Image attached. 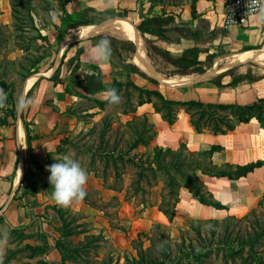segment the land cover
I'll return each instance as SVG.
<instances>
[{
	"label": "rangeland",
	"instance_id": "374dc122",
	"mask_svg": "<svg viewBox=\"0 0 264 264\" xmlns=\"http://www.w3.org/2000/svg\"><path fill=\"white\" fill-rule=\"evenodd\" d=\"M143 5L139 6V12L146 11L147 2L144 1ZM111 9L115 13L119 8ZM139 12H131L126 17L121 11L117 14L135 27L145 55L148 57L149 53L151 56L149 60L164 72H175V67L150 50L149 34L144 35L136 26ZM62 15L60 0H0V125L13 124L16 117L20 118L25 103L24 99L20 108L22 97L24 94L30 96L36 78L27 88L26 82L37 74L55 73L60 58L65 55L67 44L64 43L75 39L74 34L66 40L67 35L76 31V27H70L64 31L61 40H57ZM103 15L97 10L84 13L91 24L98 22ZM86 37L99 40L114 58L112 65L117 84L111 103L99 107L94 101L82 98L67 108L64 113L72 119V129L60 140L47 163L37 167L38 172L27 171L21 189V193H37L39 190L52 193L53 204L49 207L60 225L56 236L61 264H250L247 249L239 251L241 244L249 242L254 243L256 251L264 257V196L253 213L241 217L194 219L181 225L161 224L151 219L141 229L132 225L147 208L162 212L171 221L174 213L171 218L165 213L171 214L182 186L170 190L163 172L157 170L153 174L147 170L146 176L140 167L126 160L133 156L141 163L154 153V149L139 147L146 145L152 134L147 118L138 116L130 123L121 114L123 109L139 101V92L125 84L128 78L121 63L133 64L138 70V65L133 62V59L137 60V45L110 32H96ZM214 57L211 54L210 58L199 61L198 69H208V63ZM263 59L261 57L256 62V69L249 71H264ZM243 64H249V61ZM88 67L84 69L87 71ZM228 68L231 67H223L224 70ZM234 71H244L250 76L246 67L228 70L231 74ZM72 84V81L67 83L66 89L79 93L80 90L73 88ZM151 87L149 84L147 89H153ZM160 91L166 97L172 92L162 86ZM144 98L146 95L142 94L140 99ZM151 100L157 101L155 97ZM129 126H133L136 132L143 130L140 143L131 149L130 143L135 136L131 138ZM111 150L112 156L107 155ZM182 152L185 161L192 158ZM116 156L113 162L112 157ZM176 156L166 154L164 160L168 162ZM168 169L176 182L182 184L181 172L173 167ZM66 196H71L70 200L76 198L79 209L72 210L61 204V197ZM38 233H26L20 229L8 235L6 240L10 246H0V264H40L38 255H33L37 253L34 246L29 244L31 241L42 242L43 237ZM125 243L128 244L124 248L118 246Z\"/></svg>",
	"mask_w": 264,
	"mask_h": 264
},
{
	"label": "crops",
	"instance_id": "0c3cea01",
	"mask_svg": "<svg viewBox=\"0 0 264 264\" xmlns=\"http://www.w3.org/2000/svg\"><path fill=\"white\" fill-rule=\"evenodd\" d=\"M114 7L119 8L115 9V13L127 10V14H122L124 17L131 12L134 14L141 11L135 0H70L63 6V15L85 8L103 11ZM168 11L173 13L176 20L180 18L192 27L203 23L205 32L197 40L180 38L171 42L148 35L152 45L175 57L193 46L205 50L199 53V61L210 58L211 54L215 57L208 63V69L204 68L202 73L171 74L157 68L154 61L149 60L150 56L145 55L139 40L133 41L137 45L135 56L137 60L133 62L138 65L140 73L126 68L127 65L133 64L121 61L128 81L143 89H147L150 84L153 89L148 90L159 92L161 86L169 88L172 92L168 97L161 93L165 98L176 101L246 104L264 97V71L258 73L249 71L256 69L255 65L259 59L264 58V7L249 19L246 26L230 29H223L221 25L224 0H196L194 18L191 16L189 4L171 7ZM140 16L141 12L139 21ZM112 24L130 28L137 33L135 27L120 15L112 20ZM80 26L85 25L73 27ZM74 34L75 38L83 39H73L66 46L65 55H62L57 67L60 82L55 83L51 80L54 73L34 79L30 96L24 97L25 103L20 118L16 117L13 124L0 125V188L3 193L0 201V246H10L6 239L13 229L23 228L24 232L31 234L39 232L38 234L43 237L42 242L31 241L29 244L43 250L38 254V258L45 264H61L56 236L60 225L52 208L49 207V204H53L51 202L53 196L52 193L43 190L37 193H21L25 184L23 178L28 170L38 172L37 167L47 163L60 140L72 129L70 124L72 119L64 113L66 109L82 98L94 97L105 100L109 98L111 92L113 97V85L117 84L113 73V56L99 40L83 37L91 35L92 31L79 36L78 30L73 36ZM215 52L222 55L217 56ZM244 61H249V64H243ZM87 66L89 67L86 71L84 68ZM227 66L231 68L224 70L223 67ZM243 67L247 68L249 77L244 71H234L232 74L228 72L230 69ZM72 70H77V74ZM81 71L82 73H79ZM234 76H238L237 79L241 81L234 82L236 79ZM158 78L185 81L170 84ZM213 79H218L223 86H217ZM71 81L74 82L72 87L79 89V93L65 91L67 83ZM132 106L134 111L121 114L128 121L138 116L147 118L152 127V136L146 145H139L146 150L156 147L177 149L183 144L188 152L202 153L213 146H219V149L211 153V162L214 165L237 166L262 161L260 166L237 178L197 172L203 190L211 194L222 208L200 203L188 187L182 186L171 221L162 212L147 208L141 211V217L132 222L134 227L144 228L151 219L161 224L181 225L187 220L194 219L241 217L257 207L264 196V127L256 119L240 122L226 133L197 132L182 107L177 109L175 120L170 124L156 112L153 101L142 104L136 102ZM70 198L71 196L61 197V204L72 210L79 209L80 203L75 201L76 198L72 197L75 200ZM126 244L128 243L118 246L124 248Z\"/></svg>",
	"mask_w": 264,
	"mask_h": 264
},
{
	"label": "trees",
	"instance_id": "16d2710c",
	"mask_svg": "<svg viewBox=\"0 0 264 264\" xmlns=\"http://www.w3.org/2000/svg\"><path fill=\"white\" fill-rule=\"evenodd\" d=\"M70 0H60L62 6L66 5ZM137 6H144V1L147 2L148 7L145 12H141L140 21L137 25V28L144 34L154 35L157 38L171 42L177 41L180 38H189L192 40H197L199 36L203 35L205 32V25L201 23L197 27H192L189 23L175 19V16L171 11H168V8L178 7L185 4H189L191 16L194 18L195 15V1L196 0H135ZM189 1V2H188ZM157 7H160L159 10H156ZM140 8V7H139ZM90 10L89 8L81 9L79 11H74L70 14L62 15L60 18V24L58 28V41L61 40L64 31L75 25H85V26H96V25H110L112 20L118 15L114 13L112 9H107L104 11H97L99 15L104 14L98 22L91 24V22L84 17L85 11ZM113 12V13H108ZM127 10H123V14H127ZM151 15V16H149ZM91 24V25H88ZM78 31V30H77ZM75 31V32H77ZM74 32V33H75ZM150 50L157 56L163 58L167 63L174 66L177 70L171 72V74H188L192 72L202 73L201 69H198L199 60L198 55L200 52L205 50L200 49L197 46L186 48L180 56H172L169 52L159 49L151 44ZM149 54V53H148ZM150 56V54H149ZM151 57V56H150ZM135 59H133L134 61ZM72 63V60L70 61ZM76 67V65H74ZM126 68L133 72H138L135 66L127 65ZM51 80L55 83L60 82L59 80V68L56 69L55 73L51 76ZM212 81L219 87L223 85L217 79ZM241 79H235L234 82H239ZM155 82V81H154ZM127 86H130L132 89L139 92L138 104L143 102H152L151 97H155L158 103L153 102V106L156 112L160 113L163 119L172 124L176 117V111L179 107L184 108L186 113L190 117V123L197 132H211V133H226L235 128V126L240 122H247L251 119H256L257 122L264 127V97L257 98L256 100L246 103H212V102H202L199 100H187V101H176L172 99L165 98L163 94L157 90H148L138 87L130 81L125 82ZM116 84L113 85V89ZM100 88V87H99ZM65 91H68L65 88ZM145 94V100L140 99L141 95ZM89 100L94 101L98 104L99 107H103L106 104H110L112 100V92L109 98L105 100H98L94 97H88ZM134 111V107L131 106L128 109H123L122 113L127 114V112ZM130 122V121H129ZM131 123V122H130ZM128 123L126 126L128 127ZM131 129V130H130ZM129 132L131 138L135 136L133 143H130V148L136 147L141 141V135L143 130L136 132V129L132 126H129ZM153 132V131H152ZM152 136V134H151ZM150 136V137H151ZM219 149V146H213L210 150L204 151L202 153H191L186 151L183 144L180 145L176 150L171 149H162L154 148V153L152 157L147 156L144 162H141L133 156H129L126 160L135 166L140 167L143 174H146L145 171L149 170L151 173H155L157 170H160L165 175V183L167 187L172 190L174 187L179 189L181 186L188 187L192 195L203 204L213 206L215 208H222V205L213 199L212 195L205 192L200 184L197 172L200 171L205 174H210L214 176H228L229 178H237L247 174L252 171L255 167H258L262 164V161L248 163L246 165H225L217 166L211 162V153L214 150ZM182 151L187 152L192 158L189 161H185L182 157ZM120 152V151H119ZM113 151L107 152L106 154L111 155ZM166 154H176V158L166 162L164 156ZM112 156V155H111ZM119 156V155H118ZM112 157V161L115 162L117 157ZM168 167L175 168L176 171L181 172L183 183L178 184L176 179L171 176ZM228 168V169H226ZM229 169L233 170L230 172ZM141 174V173H140ZM147 176V174H146ZM206 195V197H204ZM177 200H175L176 204ZM259 203H262L259 201ZM174 206L172 208L171 214L166 212L167 217L171 218V215L174 213ZM252 211L251 213H253ZM23 229V228H21ZM20 229L16 228L12 231H18ZM58 245V243H57ZM27 247L32 248L31 245ZM37 253L33 254L34 256L43 252L41 248L33 247ZM247 249V256L250 259V264H264V257L256 251L254 243H243L240 245V252H244ZM233 253V251H232ZM246 259V258H245ZM40 264H45L41 261Z\"/></svg>",
	"mask_w": 264,
	"mask_h": 264
},
{
	"label": "built area",
	"instance_id": "2783aa9c",
	"mask_svg": "<svg viewBox=\"0 0 264 264\" xmlns=\"http://www.w3.org/2000/svg\"><path fill=\"white\" fill-rule=\"evenodd\" d=\"M264 7V0H224L223 29L246 26L249 19ZM3 193L0 188V201Z\"/></svg>",
	"mask_w": 264,
	"mask_h": 264
},
{
	"label": "bare ground",
	"instance_id": "6f19581e",
	"mask_svg": "<svg viewBox=\"0 0 264 264\" xmlns=\"http://www.w3.org/2000/svg\"><path fill=\"white\" fill-rule=\"evenodd\" d=\"M85 27H87L85 29ZM84 28V29H83ZM83 29L82 31H80V35L84 34V33H89L90 31H92L93 33L96 32H110L112 34L117 35L119 38L122 39H130L131 41H138V36L136 32L131 31L129 28H124V27H118L115 26L114 24H110V25H96V26H80V27H76V31ZM92 33V34H93ZM79 35V36H80ZM73 36V32L70 33L69 35L66 36V40H69L71 37ZM263 56V55H262ZM262 66L264 65V59L262 60ZM264 67V66H263ZM160 81L164 82V83H170V84H176L179 83L180 81H185V80H169V79H165V78H158ZM34 78H30L27 83H26V88L29 85V83L33 82Z\"/></svg>",
	"mask_w": 264,
	"mask_h": 264
},
{
	"label": "water",
	"instance_id": "95a60500",
	"mask_svg": "<svg viewBox=\"0 0 264 264\" xmlns=\"http://www.w3.org/2000/svg\"><path fill=\"white\" fill-rule=\"evenodd\" d=\"M92 35V34H91ZM90 36V35H89ZM83 37H85V36H83ZM79 38H82V37H77V38H75V39H79ZM69 43H71V40L70 41H66L64 44H67V45H69ZM42 76V74H37V75H35L33 78L35 79H38V78H40ZM24 97H25V94L23 95V97H22V100H21V104H20V108L22 107V104H23V101H24Z\"/></svg>",
	"mask_w": 264,
	"mask_h": 264
}]
</instances>
